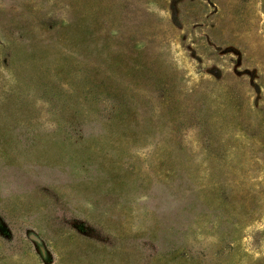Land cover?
<instances>
[{
	"label": "rangeland",
	"instance_id": "rangeland-1",
	"mask_svg": "<svg viewBox=\"0 0 264 264\" xmlns=\"http://www.w3.org/2000/svg\"><path fill=\"white\" fill-rule=\"evenodd\" d=\"M0 264H264V0H0Z\"/></svg>",
	"mask_w": 264,
	"mask_h": 264
}]
</instances>
